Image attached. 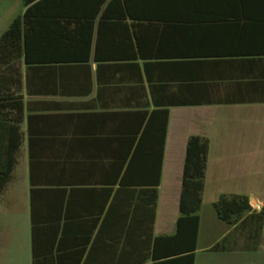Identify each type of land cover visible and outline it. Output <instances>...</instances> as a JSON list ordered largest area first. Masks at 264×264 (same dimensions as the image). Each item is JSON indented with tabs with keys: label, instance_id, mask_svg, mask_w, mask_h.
<instances>
[{
	"label": "crops",
	"instance_id": "crops-1",
	"mask_svg": "<svg viewBox=\"0 0 264 264\" xmlns=\"http://www.w3.org/2000/svg\"><path fill=\"white\" fill-rule=\"evenodd\" d=\"M11 1L0 33L24 10ZM36 1L15 107L1 110L12 169L0 264H23L26 248L28 264L33 249L36 264H121L146 251L138 264H159L173 243L153 236L175 231L192 134L208 144L193 264L199 252L258 249L264 222L226 224L212 202L244 194L249 212L264 207V0Z\"/></svg>",
	"mask_w": 264,
	"mask_h": 264
},
{
	"label": "trees",
	"instance_id": "trees-1",
	"mask_svg": "<svg viewBox=\"0 0 264 264\" xmlns=\"http://www.w3.org/2000/svg\"><path fill=\"white\" fill-rule=\"evenodd\" d=\"M21 1L24 6L22 14L12 18L6 28L0 33V191L9 179L12 169V163L7 160V147L2 143L7 134V122L9 120L6 113L2 114L1 110L15 107L14 103H11L10 89L13 90L15 85L20 81L21 64L26 65L28 64V59L30 60L27 48V29L30 22L28 18L33 13L32 9L38 3L36 0ZM115 1H121L126 4L131 1L142 0ZM222 41L220 38L218 43H222ZM222 51L221 49L220 52ZM207 146V139L200 135L192 134L185 140L177 200L179 214L176 219L175 231L170 235L153 236V245L162 239H168L173 243V247L170 250L172 252L170 253L171 255L163 259L164 261H160L159 264H193L192 250L194 249L198 223L197 210L201 202ZM152 191L154 193L152 210H154L156 190L153 189ZM212 207L216 217L226 224L244 223V221L253 216H256V219L261 221V223L264 222V207H261L255 214L249 212L251 207L244 194H220L212 202ZM31 230H34V225H31ZM182 231L184 234H180ZM181 235L184 237L182 240L183 244H177L175 241L181 239ZM211 248L214 250L220 249V243H215ZM36 259L37 255L33 249L31 263L36 264ZM146 259L147 251L145 254L139 255L135 260L121 264H138Z\"/></svg>",
	"mask_w": 264,
	"mask_h": 264
},
{
	"label": "rangeland",
	"instance_id": "rangeland-1",
	"mask_svg": "<svg viewBox=\"0 0 264 264\" xmlns=\"http://www.w3.org/2000/svg\"><path fill=\"white\" fill-rule=\"evenodd\" d=\"M12 4L13 3L11 0H7V1L0 0V28L5 26L3 25L2 20L3 17L8 13L9 9L12 7ZM3 5H4V9L2 8ZM248 156L251 157L252 155H248ZM256 161H257L256 176L259 182L264 183V147L262 153L258 151V154L256 155ZM24 247H25V242H24ZM23 257H24L23 264H28L27 248L26 250L24 249ZM11 260H14V258H11ZM196 264H264V227L261 231V241H260V247L258 249L231 253L224 258L218 256H211V254H203L199 252L197 256Z\"/></svg>",
	"mask_w": 264,
	"mask_h": 264
}]
</instances>
